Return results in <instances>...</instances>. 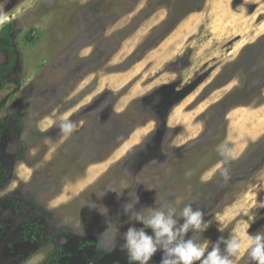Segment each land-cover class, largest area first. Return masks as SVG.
Returning <instances> with one entry per match:
<instances>
[{
	"label": "rangeland",
	"instance_id": "obj_1",
	"mask_svg": "<svg viewBox=\"0 0 264 264\" xmlns=\"http://www.w3.org/2000/svg\"><path fill=\"white\" fill-rule=\"evenodd\" d=\"M8 24L17 60L0 90V264H48L89 240L121 264L122 235L143 227L123 212L129 191L136 212L200 208L209 227L197 240L264 230V0H0ZM109 187L123 194L98 198ZM38 220L41 237L21 236ZM109 222L114 245L101 240ZM246 260L242 249L234 264Z\"/></svg>",
	"mask_w": 264,
	"mask_h": 264
},
{
	"label": "clouds",
	"instance_id": "obj_2",
	"mask_svg": "<svg viewBox=\"0 0 264 264\" xmlns=\"http://www.w3.org/2000/svg\"><path fill=\"white\" fill-rule=\"evenodd\" d=\"M63 119L65 122L60 124V128L67 138L75 130V122L67 117ZM217 152L225 161L235 156L233 148L226 141L217 146ZM221 176L225 182L230 179L227 168L221 171ZM136 184L141 183L137 181ZM107 191L117 193L118 197L123 194V191L109 187L98 198L106 195ZM128 196L129 201L122 206L124 214L129 216L130 221L143 225L142 228L130 227L121 237L124 241L122 249L127 252L129 264H149L158 250L163 252L161 264H234L240 257L242 249L246 250V264H264V230L254 234L243 231L226 239L222 236L215 243L203 237L202 240H197L194 239L195 234L203 233L209 227V222L204 220V212L200 208L194 209L189 203L177 209L172 206L174 202L168 201L160 207H150L136 212L135 206L139 203V196L134 191H129ZM85 205L95 208L94 204L88 203L82 204L81 208ZM107 211L104 208L101 214L107 216ZM145 211L147 215L144 214ZM180 219L183 223L179 222ZM79 227V234L84 235L81 222ZM113 229L114 225L109 222L101 240L110 239L114 245L120 234L118 229ZM145 229H151L152 234H147ZM189 231L194 235L186 239Z\"/></svg>",
	"mask_w": 264,
	"mask_h": 264
},
{
	"label": "flooded vegetation",
	"instance_id": "obj_3",
	"mask_svg": "<svg viewBox=\"0 0 264 264\" xmlns=\"http://www.w3.org/2000/svg\"><path fill=\"white\" fill-rule=\"evenodd\" d=\"M42 223L40 220L35 221L34 223L26 224L23 227V233L21 236H27L28 239H38L42 236L41 232ZM27 239V241H28ZM161 251V250H160ZM68 252V253H67ZM64 252V249L61 250V253L57 255H52L48 259V264H110L107 263V258H109L110 252L103 243H99L97 240L94 241H80L75 246L74 250ZM106 258V260H104ZM129 264V260H124L121 264Z\"/></svg>",
	"mask_w": 264,
	"mask_h": 264
},
{
	"label": "trees",
	"instance_id": "obj_4",
	"mask_svg": "<svg viewBox=\"0 0 264 264\" xmlns=\"http://www.w3.org/2000/svg\"><path fill=\"white\" fill-rule=\"evenodd\" d=\"M13 27L14 26L12 24H8L3 29L0 30V53L6 52L10 55L8 61L5 64L0 65V90L5 88L6 77L13 71L16 65L17 55L14 54L15 35H13ZM17 119L18 121H21L22 117L19 115ZM3 123L4 120L1 119L0 125Z\"/></svg>",
	"mask_w": 264,
	"mask_h": 264
}]
</instances>
